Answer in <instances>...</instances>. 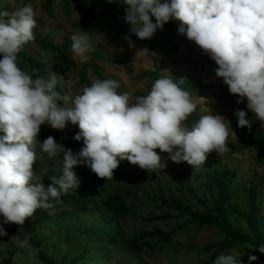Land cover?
<instances>
[{
  "label": "rangeland",
  "instance_id": "1",
  "mask_svg": "<svg viewBox=\"0 0 264 264\" xmlns=\"http://www.w3.org/2000/svg\"><path fill=\"white\" fill-rule=\"evenodd\" d=\"M29 3L36 11V39L20 54L34 62L39 75L56 73L62 94L74 96L93 79L110 78L120 82L119 92L128 91L134 98L146 94L159 76L171 74L186 80L183 87L197 102L189 124L208 108L230 120L234 133L227 145L230 151H213L197 169L168 160L165 169L150 173L124 160L114 178L105 180L88 167H76L79 188L61 197L55 215L38 209L23 226L4 225L8 235L0 237V264H214L227 253L241 256L243 264H248L249 254L255 255V264H264V254L249 249L264 244V148L256 143L257 133L264 135V125L247 112L246 99L236 103L239 97L216 76L218 65L178 33L175 20L153 38L140 40L122 19L127 5L11 0L16 7ZM5 6L9 0H0V7ZM77 31L89 32L96 46L85 63L74 59L70 50V36ZM142 49L147 50L138 53ZM18 59L22 68L33 71L29 59ZM237 110H245L253 120L251 132L237 126ZM78 131L71 123L63 131L45 124L38 138L42 142L53 136L78 152L83 146L73 139ZM159 154L167 158V153ZM61 168L58 158H48L37 148L33 170L45 188L51 177L62 175ZM14 235H29L40 255L29 258L17 248Z\"/></svg>",
  "mask_w": 264,
  "mask_h": 264
},
{
  "label": "clouds",
  "instance_id": "2",
  "mask_svg": "<svg viewBox=\"0 0 264 264\" xmlns=\"http://www.w3.org/2000/svg\"><path fill=\"white\" fill-rule=\"evenodd\" d=\"M127 5L124 22L140 40L153 38L170 20L178 21V33L194 42L218 67L228 91L247 101V112L264 125V0H107ZM155 18V23L153 19ZM36 11L25 6L0 7V237L4 225L23 226L37 210L55 215L56 203L81 183L74 169L88 167L98 178L111 180L121 161L127 160L150 173L163 170L167 161L187 162L195 169L209 154L230 151L231 121L221 114L200 115L188 123L197 102L183 87L185 79L171 74L156 78L150 90L133 96L119 92L116 79H93L90 86L73 95L57 90V74L45 78L38 70L20 66L19 53L34 43ZM70 50L80 63L88 61L96 46L89 32L70 36ZM147 49L138 51L141 53ZM137 53V54H138ZM205 103V98L200 97ZM237 110L238 127L252 130L253 120ZM71 123L79 131L73 139L82 142L78 152L58 143L53 136L39 140L41 126L63 131ZM37 148L48 158L60 160L62 175L51 177L45 188L33 166ZM159 153H167L164 159ZM62 154V159H61ZM12 240L35 260L39 249L15 235ZM264 254V244L249 248ZM258 257L249 254L248 264ZM214 264H243L241 256L220 254Z\"/></svg>",
  "mask_w": 264,
  "mask_h": 264
},
{
  "label": "trees",
  "instance_id": "3",
  "mask_svg": "<svg viewBox=\"0 0 264 264\" xmlns=\"http://www.w3.org/2000/svg\"><path fill=\"white\" fill-rule=\"evenodd\" d=\"M102 1L107 3V0H102ZM18 56H20V57H22L24 59H29V58H25V56H22L20 53H19ZM28 62L31 65L32 70H38V68L34 65V62L31 59H29ZM38 73H39V70H38ZM256 143H257V145H260L258 143H261V145H263V148H264V135L263 134L257 133V142ZM224 228H225V226H223V229ZM162 235H163L164 239H170V234L169 233H163ZM39 255H40V252H39ZM40 258L43 259V260H46V258H44L42 255L40 256Z\"/></svg>",
  "mask_w": 264,
  "mask_h": 264
}]
</instances>
